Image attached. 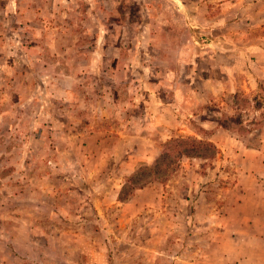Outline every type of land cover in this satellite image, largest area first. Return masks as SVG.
<instances>
[{"label":"rangeland","instance_id":"obj_1","mask_svg":"<svg viewBox=\"0 0 264 264\" xmlns=\"http://www.w3.org/2000/svg\"><path fill=\"white\" fill-rule=\"evenodd\" d=\"M1 116L0 264H264V0H0Z\"/></svg>","mask_w":264,"mask_h":264},{"label":"crops","instance_id":"obj_2","mask_svg":"<svg viewBox=\"0 0 264 264\" xmlns=\"http://www.w3.org/2000/svg\"><path fill=\"white\" fill-rule=\"evenodd\" d=\"M36 14L38 13V12H41V10H39L38 8H35L34 10H33ZM37 17H39L38 15H36ZM37 21H39V19H37ZM44 21H45V19H44ZM50 26V21L49 22H45L44 23V27L43 28H47V27H49ZM39 56V55H38ZM28 71V70H27ZM60 71V70H59ZM59 71H56V70H53V71H49V70H46V72H42V73H38V75L37 74H33V79H35V77L36 78H41V79H43V82L44 83H46V81H48V84H53V85H58V87H60V88H57V91L59 92V94L61 95L62 93L63 94H68L69 93V90H65V88H63L62 87V84L60 85V83H62L63 81H65L67 84H68V79L69 78H72V74H70V75H68L67 73H65V72H62V73H60ZM62 71H65V70H62ZM52 72H53V74H55V75H60L61 76V78L62 79H60L59 80V78L57 77V78H54V76L52 75ZM36 75V76H35ZM46 77V78H45ZM47 78H49V79H51V80H47ZM53 79H57V81H53ZM60 82L59 84H57V82ZM1 118H2V116L0 117V120H1ZM3 121V120H2ZM18 124V123H17ZM33 125H35V123H33ZM17 133V132H16ZM100 142V141H99Z\"/></svg>","mask_w":264,"mask_h":264},{"label":"trees","instance_id":"obj_3","mask_svg":"<svg viewBox=\"0 0 264 264\" xmlns=\"http://www.w3.org/2000/svg\"><path fill=\"white\" fill-rule=\"evenodd\" d=\"M170 142H171V150L172 151H176L177 149L180 148V152H184V154L187 156H188V154H191L190 153L191 150H194L191 147H194V148H198V146H200L201 148L211 147L210 144H207L210 142H197V140H193L191 138H175V139L171 140ZM195 143L197 144V146H195ZM182 146H184V147H182ZM162 173H167V172L163 171Z\"/></svg>","mask_w":264,"mask_h":264}]
</instances>
